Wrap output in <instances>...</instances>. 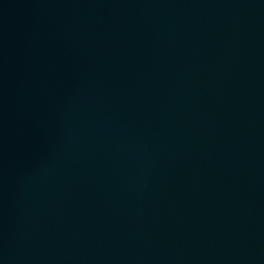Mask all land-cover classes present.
<instances>
[{"label": "water", "instance_id": "water-1", "mask_svg": "<svg viewBox=\"0 0 264 264\" xmlns=\"http://www.w3.org/2000/svg\"><path fill=\"white\" fill-rule=\"evenodd\" d=\"M0 264H264V0H0Z\"/></svg>", "mask_w": 264, "mask_h": 264}]
</instances>
